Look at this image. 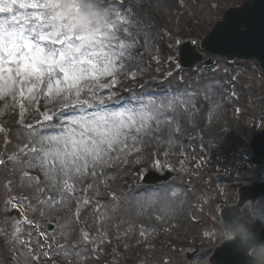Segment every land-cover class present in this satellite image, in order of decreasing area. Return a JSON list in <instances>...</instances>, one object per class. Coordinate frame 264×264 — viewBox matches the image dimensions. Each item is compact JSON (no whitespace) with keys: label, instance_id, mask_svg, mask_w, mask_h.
<instances>
[{"label":"rangeland","instance_id":"obj_1","mask_svg":"<svg viewBox=\"0 0 264 264\" xmlns=\"http://www.w3.org/2000/svg\"><path fill=\"white\" fill-rule=\"evenodd\" d=\"M211 1L116 0L127 21L116 29L123 45V66L116 64L112 76L99 77L98 86L91 84L95 95L88 92V81L79 85V97L72 90L66 100L61 98L63 92L57 96L55 87L49 93L45 84L32 92L21 84L10 91L0 87V234L6 236V260L12 255L17 264H44L43 258L52 254L39 240L47 235L44 227L50 220L57 221L58 229L48 237L63 239L58 251L62 264H188L179 246L145 255L151 238H160L164 228L169 234L175 224L177 232H185L184 239L195 240L204 249L213 246L210 240L201 244L200 227L187 220L211 217L209 202L215 193L207 181L215 170L206 161L222 148L225 157L220 158L229 181L256 172L259 176V167L250 170L245 162L250 159L247 140L255 132L253 119L264 122V72L254 61H219L213 68L199 65L192 71L179 68L177 43L212 25L225 8L240 0ZM21 2L35 0H17ZM61 2L47 0V5L76 31L93 35L105 27L106 9L97 0H63L66 8L60 7ZM24 11L17 10L21 20ZM5 18L0 13V23ZM126 50L130 59L125 58ZM101 98L106 112L133 109L155 118L148 119L146 127L118 145L95 169L90 166L69 178L56 162L41 165L31 151L39 147L37 138L42 133L59 136L62 130L69 131L67 123L61 129L57 120L67 122L82 113L73 112L68 104L96 103ZM154 107L160 111H153ZM45 115H51L52 121H45ZM235 152L244 153V161L235 163ZM29 160L33 166L26 163ZM155 168L181 173L167 184L144 187L141 174ZM223 189L221 203L237 199L232 186ZM26 218L32 219L29 230L24 229L22 219ZM176 219L182 221L172 222Z\"/></svg>","mask_w":264,"mask_h":264},{"label":"snow or ice","instance_id":"obj_2","mask_svg":"<svg viewBox=\"0 0 264 264\" xmlns=\"http://www.w3.org/2000/svg\"><path fill=\"white\" fill-rule=\"evenodd\" d=\"M97 3L106 9L107 22L91 35L76 31L62 15L49 9L47 0L19 4L17 0H0V13L6 14L0 23V87L10 91L21 84L32 92L38 84H45L49 93L55 87L57 96L63 92L61 98L66 100L73 94L72 90L79 97V85L88 81V92L95 95L91 84L98 86L99 77L112 76L116 64L123 66V45L116 29L127 24L116 0H97ZM18 9L25 10L22 20ZM113 40L117 42L115 45ZM23 91L21 88V95ZM67 107L82 113L73 115L67 122L57 120L61 129L67 123L69 131L62 130L59 136L42 133L35 141L39 147L31 151L41 165L56 162L62 175L69 178L90 166L95 169L103 164L111 151L146 127L148 119L155 118L148 112L133 109L106 112L103 98L96 103L77 100ZM153 111L160 109L154 107ZM52 119L51 115L44 116L45 121ZM49 127L55 129L56 124ZM26 163L33 166L32 160Z\"/></svg>","mask_w":264,"mask_h":264},{"label":"water","instance_id":"obj_3","mask_svg":"<svg viewBox=\"0 0 264 264\" xmlns=\"http://www.w3.org/2000/svg\"><path fill=\"white\" fill-rule=\"evenodd\" d=\"M205 44L212 52L254 56L264 62V0H244L243 6L219 24ZM188 49L192 54L193 48Z\"/></svg>","mask_w":264,"mask_h":264},{"label":"clouds","instance_id":"obj_4","mask_svg":"<svg viewBox=\"0 0 264 264\" xmlns=\"http://www.w3.org/2000/svg\"><path fill=\"white\" fill-rule=\"evenodd\" d=\"M60 7L66 8L67 3L62 0ZM241 207L249 210L250 213L257 209L264 210V198L257 201L245 200ZM255 219L264 223V217L257 216ZM237 238L240 240V247L248 258L249 264H264V239H261L258 233L247 225H242L237 232H226L227 241H235Z\"/></svg>","mask_w":264,"mask_h":264},{"label":"bare ground","instance_id":"obj_5","mask_svg":"<svg viewBox=\"0 0 264 264\" xmlns=\"http://www.w3.org/2000/svg\"><path fill=\"white\" fill-rule=\"evenodd\" d=\"M255 194L254 193H249L246 195L247 200H252L254 198Z\"/></svg>","mask_w":264,"mask_h":264}]
</instances>
